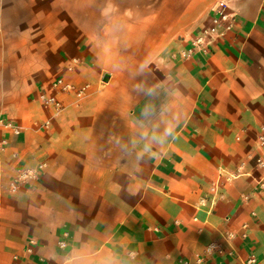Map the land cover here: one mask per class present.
<instances>
[{"label":"crops","instance_id":"obj_1","mask_svg":"<svg viewBox=\"0 0 264 264\" xmlns=\"http://www.w3.org/2000/svg\"><path fill=\"white\" fill-rule=\"evenodd\" d=\"M216 1L0 0V264H239L206 252L226 232L264 264V0L185 58Z\"/></svg>","mask_w":264,"mask_h":264},{"label":"built area","instance_id":"obj_2","mask_svg":"<svg viewBox=\"0 0 264 264\" xmlns=\"http://www.w3.org/2000/svg\"><path fill=\"white\" fill-rule=\"evenodd\" d=\"M236 21V14L228 11V3L226 0H217L210 9V19L209 23L202 27L199 32L191 39L190 46L182 52V55L185 58H192L193 56L199 54L206 56L210 53V48L213 42L218 38H223L228 32H231L234 28ZM52 88L61 93H71L74 92L78 98H83L87 94L88 86L77 88L73 84L65 82L62 78L56 80L52 84ZM39 100L41 103L47 107L53 109V116H59L65 109L62 101L56 95H47L45 93L40 94ZM46 123L45 125H47ZM23 127L18 124H15L4 117L0 113V152L4 150L7 145V139L4 137V132H9L14 135H18L22 132ZM257 141L260 147L264 148V132H261ZM258 167L264 168V157L260 156L256 160ZM42 167V166H41ZM226 175V177H225ZM33 174L29 170H19L17 175L9 183V190L12 193H16L19 187L26 182L28 179L33 178ZM223 177L225 180H230L233 176L225 171H220L218 178L212 183L211 194L212 200L209 206L208 211H211L215 206L218 199L223 198L221 193V186L223 184ZM262 187H264V176L260 181ZM202 205H205L202 202ZM247 224L243 225V229H247ZM235 235L233 233H223L222 234V243L211 242L206 247V252L208 254H217L219 256H224L228 258H235L239 261V264H257L258 258L255 254H250L246 258H242L238 252L233 247V239ZM242 238L246 240L248 234L244 232ZM61 247H65L64 242L60 243ZM30 251V249H29ZM15 264H18V258L14 257ZM176 264H189L185 259H179Z\"/></svg>","mask_w":264,"mask_h":264},{"label":"water","instance_id":"obj_3","mask_svg":"<svg viewBox=\"0 0 264 264\" xmlns=\"http://www.w3.org/2000/svg\"><path fill=\"white\" fill-rule=\"evenodd\" d=\"M108 79H109V76L108 75H105L104 76V81H108Z\"/></svg>","mask_w":264,"mask_h":264}]
</instances>
